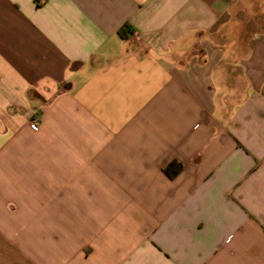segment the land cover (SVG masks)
Segmentation results:
<instances>
[{
	"label": "crops",
	"instance_id": "obj_1",
	"mask_svg": "<svg viewBox=\"0 0 264 264\" xmlns=\"http://www.w3.org/2000/svg\"><path fill=\"white\" fill-rule=\"evenodd\" d=\"M231 2L0 0V264H264V33L221 35Z\"/></svg>",
	"mask_w": 264,
	"mask_h": 264
},
{
	"label": "rangeland",
	"instance_id": "obj_2",
	"mask_svg": "<svg viewBox=\"0 0 264 264\" xmlns=\"http://www.w3.org/2000/svg\"><path fill=\"white\" fill-rule=\"evenodd\" d=\"M218 28L221 35L239 37L249 47L257 32L264 33V0H232L230 11L222 17Z\"/></svg>",
	"mask_w": 264,
	"mask_h": 264
},
{
	"label": "built area",
	"instance_id": "obj_3",
	"mask_svg": "<svg viewBox=\"0 0 264 264\" xmlns=\"http://www.w3.org/2000/svg\"><path fill=\"white\" fill-rule=\"evenodd\" d=\"M29 126L33 131H37L38 127H39V120L37 117H33L30 122H29Z\"/></svg>",
	"mask_w": 264,
	"mask_h": 264
},
{
	"label": "trees",
	"instance_id": "obj_4",
	"mask_svg": "<svg viewBox=\"0 0 264 264\" xmlns=\"http://www.w3.org/2000/svg\"><path fill=\"white\" fill-rule=\"evenodd\" d=\"M119 34H120L121 37L125 38V36L121 32H119Z\"/></svg>",
	"mask_w": 264,
	"mask_h": 264
}]
</instances>
